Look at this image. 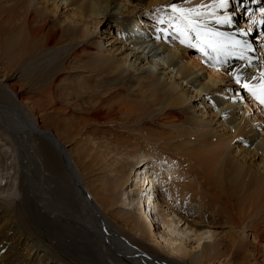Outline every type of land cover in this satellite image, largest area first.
<instances>
[{"label":"bare ground","instance_id":"1","mask_svg":"<svg viewBox=\"0 0 264 264\" xmlns=\"http://www.w3.org/2000/svg\"><path fill=\"white\" fill-rule=\"evenodd\" d=\"M190 1L0 0V72L6 63L18 70L39 55H51L50 51L74 42L84 43L52 63L28 98L23 97L27 93L23 86L8 84L11 76L1 73L0 131L13 138V133L23 132L24 136L19 133L16 137L30 144L22 163L24 181L29 179L30 168L39 177L46 171L39 162L45 160V151L51 153L61 174L55 182H65L70 202L83 214L81 232L90 248L88 256L95 250L99 255L93 264H261L264 128L259 123L264 124V104L259 98L264 90V65L254 63L251 54L257 43L240 37L242 28L237 23L236 28L228 18L229 3L209 10L211 16L205 22L196 17L194 38L189 40L186 29L190 27L175 15L173 7L178 9ZM60 8L67 11V18L62 17ZM141 13L149 20L144 21ZM114 17L120 18L116 36H107V45L96 40L101 20ZM122 31L125 40L119 38ZM215 41L223 46L218 48ZM189 43L193 46H187ZM131 54L137 61L143 55V59L159 61L138 84L135 95L130 93L133 88L115 85L126 74L132 75V65L127 66ZM206 62H212L214 69H208ZM158 68L172 70L178 77L175 74L166 80L156 72ZM237 76L252 88L255 99L236 82ZM180 85L193 89L190 97L195 94L194 100L179 91ZM245 96L251 103L242 106L239 101ZM208 98L217 111L211 113L204 105L207 111L199 116L203 109L196 111L190 103L198 99L203 105ZM254 111L257 114L252 116ZM207 115L224 127L232 121L224 129L227 133L203 128ZM199 127L205 130L201 132ZM236 139L243 142L234 156L230 148ZM156 154L159 160L164 158L166 166L161 163L156 167L152 160L157 159ZM256 157L261 158L260 166L253 161ZM51 187L53 195L65 194L63 189L55 194ZM197 198L211 211L215 209L216 222L207 211L202 220L186 206ZM151 200L162 228L154 227L151 211L152 221L141 209ZM9 203L5 199V204ZM100 209L113 224L133 233L124 235L129 241L118 235ZM221 218L224 224L249 231L253 243L232 232L229 249L218 250L219 235L214 229L216 223H223ZM143 240L160 248L165 257H155L156 249ZM32 243L0 205V264H43L39 248Z\"/></svg>","mask_w":264,"mask_h":264},{"label":"rangeland","instance_id":"2","mask_svg":"<svg viewBox=\"0 0 264 264\" xmlns=\"http://www.w3.org/2000/svg\"><path fill=\"white\" fill-rule=\"evenodd\" d=\"M234 2H235V6L233 5ZM256 2H257V0H254V1L253 0H227V3L231 4L228 8V12H229L228 18H230L234 22V24L237 23L238 25H240V27L242 29H244V30L241 29L239 34L242 33V31H245V33H247L249 31V33H247V37H248V39H250V42H254V43L255 42L257 43V41L261 38L260 32H259L258 27H257L259 13L257 11V6L254 4ZM220 3H221V0H201V1L200 0H193V1H190L189 3L185 4L184 6L179 7L178 10H180V11H175L174 13H175V15L180 17V19L186 21L187 25L190 28H192L194 25V22H198V21H196V17H201L203 19V21L205 22L206 21L205 19H209V17L211 16V14H208L209 13L208 11L214 7H218L220 5ZM142 4L145 5L146 3L142 2ZM257 4H258V2H257ZM128 6L132 7L131 4ZM192 9H195L196 13L190 12V10H192ZM61 10L62 9L60 8V13H62L61 14L62 17L67 18V15L65 14L67 11L64 9L62 11ZM141 10L144 11V8H142ZM149 12L151 14H154L156 11L155 10H149ZM198 13H200V15ZM141 14H142V18L144 21L149 20V17L146 16V13H144V14L141 13ZM196 14L199 16H197ZM156 16H157V14H156ZM206 16H208V17H206ZM231 16H234V17L231 18ZM119 19L120 18L114 17L115 23L113 22L114 20H109L106 22V20L102 19L101 20L102 23L100 24L99 28L96 31V35H97L96 40L103 41V43H106V45H107V41H108V39H106L107 36L115 37L117 34V31H118L117 25H118ZM188 20H191V23H188ZM116 21H117V24H116ZM243 21H244V23H242ZM238 22L242 23L243 26H241V24H239ZM189 24H192V26ZM202 24H203V22H202ZM237 24H236V28H237ZM244 24L246 25V28H245ZM200 26H202V25H200ZM255 29H257V31H255ZM104 32H106V33H104ZM216 32L220 33L219 31H216ZM118 35H119V38L121 40H125V35H124L123 31L121 33L119 32ZM239 36L244 37L246 39V36L243 34H240ZM79 43H80V46H82L84 44L83 42H74V43L68 44V45L60 48L57 51L54 50V53H53V51H50L51 55H48L47 53H45L43 55H39V57L35 58L34 60H32L30 62L29 66L19 68L18 70H14V68L11 65L6 63V67L4 68L6 70L2 69L0 74L2 73L4 76L5 75L11 76L8 79V84H11V83L15 84L16 83V84H20L21 86H23L25 91L27 90L26 91L27 93H25L23 95V97L28 98L33 91H36L37 88H39V85H37V83L40 81L39 77H41V75H44V74L46 75V73H48L51 64L56 63L58 60L66 58L67 55L72 50V48L79 46ZM215 45L218 48L220 46H223V44H220L218 41H215ZM224 45L226 47H228L227 44H224ZM118 46H120V44L117 45V47ZM108 49L110 50L111 47H108ZM227 51L233 52L231 50H227ZM220 53L222 54V57H225V53H223V52H220ZM197 54L199 56L198 52H197ZM132 55L133 54H131V57H132L131 62L127 64V66L132 65V67H131L132 75L129 76V74H126L125 78L123 80L116 81L115 85H119V84L122 85L123 84L124 86L125 85L128 86L129 89L133 88L130 93L132 95H135V93H136L135 90L138 88V84L141 83V81L145 77L149 76L148 75L149 72L153 70V69H151L149 71L150 67L154 66L159 61H157V59H152V58H149V60L143 59L144 55L142 56V60L144 62L142 60L137 61L135 59L137 56L133 58ZM203 58H204V60H206L207 57L206 58L203 57ZM207 65L208 66H206V67L208 69H214V67L212 66L213 65L212 62H208ZM211 67H213V68H211ZM22 69H24V70H22ZM159 69L160 68H158L156 72L158 74H160V76H162L166 80H169V78H171L173 75L176 74V72H174L172 70H168L165 72L164 70H161V69L159 70ZM2 74L0 75L1 76L0 79H2L4 77ZM27 74H31L32 76L31 75L27 76ZM36 75H37V77H36ZM24 76L26 77V80L28 78V81L25 80ZM176 76H177V74H176ZM20 78H22V79L20 80ZM172 80H173L172 81L173 84L174 83L178 84L177 79H172ZM118 82H120V83H118ZM23 83H25V84H23ZM27 83H29V84H27ZM189 88L190 87H184V86L181 87V85H180L179 91L182 94H184L185 96H188L189 98L193 99L195 94L191 95V97H190V92H192L193 89L190 88V91H188ZM229 88H231V87H229ZM244 90H246V89L244 88ZM28 93H30V94H28ZM239 93L244 96V92L242 89H240ZM193 100L191 101L190 106L192 108H194V110L197 111L198 108L203 109L202 111H198L197 114L199 116H201L205 111H207V109H204V105L207 108L209 107L210 110H212L211 113H213V111L214 112L217 111V110H215L216 109L215 105L210 103V98L206 99V102L204 101L203 105H202V103L198 102V99L196 101H193ZM245 100L248 102L249 99H245ZM205 103H207V104H205ZM250 103L251 102L249 100L248 104H250ZM239 104L244 106L246 103L239 101ZM256 105L259 107L258 103H256ZM261 108H263V107H261ZM256 114L257 113L255 111H254V113L252 112V116L256 115ZM238 115H241V113H238ZM207 117H209V115L204 117V121H203L204 125H202V127L205 129H209V130L212 127H215V130L217 129V131L220 132L221 134L227 133V130H224V129L228 128L230 126V124L232 123V121L228 120V122L226 123L227 127H224V126H222V123L217 124V120H215V119H214V122H211L212 117H209V118H207ZM222 121H226V120L220 119L219 122H222ZM259 125L260 126L262 125V127L264 128L263 122L259 123ZM199 128L201 129V132L205 130V129L203 130V128H201V127H199ZM13 131H19V130H13ZM19 133L22 136H24L23 132L22 133L17 132L16 134L13 133V135L16 137ZM7 134L8 133H6V135H5V132L3 134L2 131H0V205L3 206L6 210H8L9 214L15 220L16 225H18L22 229V231L25 233V235L29 236L34 244L36 243L35 245H37V248H39V250L37 251V253H39V260H41V262H43V264H85V263L86 264H90V263L93 264V263H95L99 259V255H98L97 251L95 250V251H93L94 255L88 256L90 248L87 246L86 238H84L85 235L81 232L84 229V227H83L84 226L83 225L84 224L83 223V214L81 212V209H80L81 213L78 211L79 209L75 203L70 202L72 199V196L69 193L65 182H63L62 179L60 180L61 184L59 183V185H57V182H55V180L58 176H59V178H61V174H60V171L59 172L57 171L58 167L56 168L52 163L54 160L52 159L53 156L51 155V153H49L47 155L46 153H48V152L45 151L46 152L45 153V157H46L45 160L43 158L39 162L44 166V169L46 171L39 177V174L35 173V171H33L34 168H32V169L30 168V170L28 171V174H27V179L28 178L29 179H28V181H24L23 180L24 177L22 175V163H24V158L26 157V151L29 150L30 144L23 137H21V138L20 137H16V138L14 137L13 138V137H11L10 134H8V135ZM80 140H81V138H80ZM241 142H243V140L240 141V139H238V140L236 139L233 142V144L230 148V152L233 153L234 156L236 155L237 151L239 150L238 148H241V146H242ZM71 149H72V146L69 145V150H71ZM158 154H160V153H158ZM72 156L74 157L75 160H77L75 153H73ZM157 156L160 158V156L156 154V157ZM158 157H157V159L152 157V160L155 163L156 167L160 166L161 163H162V165L166 166L167 163H166V161H164V158L162 160L161 159L159 160ZM241 158H242V155H241V157H239V159H241ZM30 159H31V157H30ZM31 161H32V163H34L36 165V161L34 158H32ZM253 161H256L255 163L258 164V166H260L259 164H261L260 163L261 158L257 159V157H256V159H253ZM164 162H165V164H164ZM47 184H48V186H47ZM51 186H53V190H54L55 194H57L58 189H63V191H65L64 193L66 194V195L65 194L62 195L64 198L61 197L60 195H58L59 192H58L57 196L53 195V193H51V188H52ZM142 197H143L142 199H144V202H145L146 201L145 195L143 194ZM5 199H9L10 203L5 204ZM146 199H147V197H146ZM151 201H152V203L150 205L148 203H143L145 205V208L143 206H141V209L143 211L145 210L144 212H145L146 216L150 217V220H151V215H150V211H151L152 216H154L153 217V219H154L153 225L155 224L154 227L155 228H157V226L161 227L162 225L160 224V222H161L160 218H159L160 216L157 215L156 211L154 210V208L152 206L153 200H151ZM200 202H201V200L197 198L196 202L190 203L186 206L193 209L194 212L199 217L202 218V220L204 218L203 217L204 212L207 211V215L212 217V219L215 220V222H216V220H218L219 216H218V214H215V213H217V212H215V209L211 211V209H209L210 207L208 208V206H206V205L204 206V205H202L203 203L202 202L200 203ZM147 206L149 207V209L147 208ZM159 209H161V208H159ZM100 212H101L103 218L109 224L111 223L110 225L115 229V231H117V233H118V235H120V237L123 236L124 239H127V237L124 236V235H127V233L130 234V236L131 235L133 236V233L131 234V232L121 228L117 224V222H115V224H117L115 226V224H113L112 221L106 215L107 213L104 212L102 209H100ZM121 213H124V212H121ZM162 213L166 214V212H162ZM80 214H82V215H80ZM105 216H106V218H105ZM220 217H222V216H220ZM222 218H221V220L223 221V223L220 224V226L218 225V223H216L215 224L216 229H214L215 233L217 235H219L216 238L218 250L229 249L228 244H229L230 238H228V237L230 236L229 234H233L232 232H235L234 234H236L238 232L237 233V235L239 234L238 236L245 237V239L248 243H253V237L249 231H247L245 233L243 230H241L239 228L236 229L235 227L231 226L228 223L224 224L225 219H222ZM87 229H89V227ZM70 238H72L74 241ZM75 239L77 240V242ZM81 243H82V245H81ZM143 243L146 244L147 246L151 247V248L154 247L153 251L156 249L154 252H156V253L158 252V253L156 254L157 256L155 255V257H157V258L165 257V255L163 253H161L162 251H160V248L152 245L147 240H143ZM75 244L77 246H75ZM249 246H251V245H249ZM78 247H79V249H78ZM249 250L252 252L253 247H250ZM258 256H260V257H258V260L260 261V263L264 264V261H263L264 260V251L260 252ZM96 257H97V259H96ZM92 258H93V260H92ZM249 264H252V263L250 262Z\"/></svg>","mask_w":264,"mask_h":264},{"label":"snow or ice","instance_id":"3","mask_svg":"<svg viewBox=\"0 0 264 264\" xmlns=\"http://www.w3.org/2000/svg\"><path fill=\"white\" fill-rule=\"evenodd\" d=\"M227 3V0H221V3H220V7H223L225 4ZM173 11H180V10H178V9H176L175 7H173ZM190 12H192V13H196V10L195 9H192V10H190ZM161 23H163V21H160ZM219 22V21H218ZM225 22H228V21H225ZM188 23H191V20H188ZM170 26H174V25H170ZM186 31L188 32V39L189 40H191V39H193L194 37H193V33L196 31V29H195V27H192V28H188V29H186ZM196 39H199V37L197 36V37H195ZM185 41L182 39L181 40V43H184ZM187 46H189V47H191V46H193L191 43H189ZM234 79L236 80V82L238 83V84H240V86L241 87H243V88H245L246 90H248L249 92H251L252 94H253V96H254V98H255V93L252 91V88L251 87H249V85H247V84H245V83H243L242 82V80H241V78L240 77H234ZM259 102L261 103V104H264V90H262V94H261V97L259 98Z\"/></svg>","mask_w":264,"mask_h":264}]
</instances>
